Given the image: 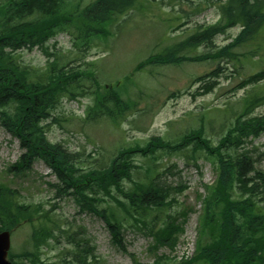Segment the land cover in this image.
Instances as JSON below:
<instances>
[{
    "label": "trees",
    "instance_id": "obj_1",
    "mask_svg": "<svg viewBox=\"0 0 264 264\" xmlns=\"http://www.w3.org/2000/svg\"><path fill=\"white\" fill-rule=\"evenodd\" d=\"M217 2L220 16L216 23L195 29L166 51L149 54L136 69L182 61L223 58L236 61L239 56H264V0ZM141 6L140 0H91L86 4L84 0L0 1V125L18 139L23 150L8 170L25 175L35 162L41 161L55 176L56 181L48 183L55 197H70L80 211L100 218L111 243L121 251L127 252L123 234L128 225L149 237L154 260L141 263L130 254L131 264H264V172L255 166L252 151L245 147L249 139L264 133V115L253 114L264 103V93L250 92L243 96L239 112L232 105L227 107L233 121L216 143L205 135L201 124L182 134L178 141L154 135L143 144L137 141L122 146L107 160L95 159L94 164L83 167L85 160L81 152L71 151L47 136L51 124L60 122L56 113L60 99L84 94L83 76L91 77L95 87L93 92L85 93L92 98L84 112L83 120L87 123L107 120L118 124L128 111L134 110L137 102L126 94L128 89L121 84L101 86L93 72L70 66L63 55L47 53L54 57L39 70L23 65L16 52L34 47L46 52V42L63 32L75 40V46L90 49L97 45L95 38L105 40L111 34L108 26L115 17L139 10ZM237 25L240 31L225 45L197 56H176L183 49L212 43L216 35ZM244 45L250 46L249 50L237 53L236 49ZM212 74L211 71L206 75ZM204 78L205 75L195 81ZM263 79L264 67L241 84ZM158 151L179 153L198 168L199 155L203 154L216 172L214 181L205 184L204 192L198 195L201 207L191 255L157 253L164 246L174 252L189 212L188 208L171 210L177 202L172 194L175 188L157 176L154 160L159 156ZM137 153L150 156L152 161L136 164ZM136 168L143 169V176L134 179ZM126 180L129 187L123 184ZM178 189L183 190L184 185ZM106 197L115 202L114 207L100 205L107 202ZM25 222L32 226L28 246L19 253L9 251L13 264H18L14 258L45 264L40 258L43 246L49 245L50 240L59 243L60 239L69 245L65 249L70 257L67 264L96 263L91 238L70 227L63 228L41 203L21 201L16 191L0 184V231L12 232Z\"/></svg>",
    "mask_w": 264,
    "mask_h": 264
},
{
    "label": "rangeland",
    "instance_id": "obj_2",
    "mask_svg": "<svg viewBox=\"0 0 264 264\" xmlns=\"http://www.w3.org/2000/svg\"><path fill=\"white\" fill-rule=\"evenodd\" d=\"M89 1L84 0V3ZM217 1L140 0L142 6L139 10L133 9L115 17L108 26L111 34L105 40L95 38L97 45L90 49L75 46V40L63 32L46 42V52L38 47L18 50L16 55L23 65L39 70L44 69L54 57L47 53L63 55L70 66L93 72L101 86L107 84L116 87L121 84L128 89L126 94L137 102L134 110L128 111L118 124L107 120L87 123L83 117L92 98L91 94L85 93L93 92L95 87L91 77L83 76L84 94L60 99L56 111L60 122L51 124L47 132L49 140L63 143L71 151L81 152L85 160L83 167L94 164L95 159L107 160L122 146L137 141L143 144L154 135L178 141L182 134L201 124L205 135L216 143L233 121L231 112L226 111L227 107L232 105L239 112L243 96L250 92L264 93V79L245 86L241 84L247 76L264 67V56H239L236 61L223 58L145 65L140 70L136 66L149 54L166 51L168 46L185 39L195 29L216 23L220 16L215 6ZM240 29L238 25L231 27L225 33L216 35L212 43L183 49L176 56H197L225 45ZM249 48L244 45L236 52L241 54ZM211 71L214 74L207 76ZM204 75V79L195 81ZM205 84L206 89L203 88ZM253 114L264 115V103L257 106ZM245 147L252 151L255 166L264 172V133L249 139ZM22 152L18 139L0 125V184L16 191L21 201L41 203L45 210H51L63 228L70 227L73 231L81 232L82 236L91 238L97 256L95 264H131L130 254H134L141 263L154 260V252L149 248L151 239L131 224L124 230L127 249L124 252L111 243L110 234L100 218L88 211H80L70 197H55L53 188L48 185L56 181L55 176L41 161L35 162L32 170L25 175L9 171L8 167L16 162ZM157 154L159 156L154 163L158 178L175 188L172 194L177 202L171 210L189 209L174 252L164 246L159 247L157 253L176 257L191 255L195 250L197 218L201 207L198 195L204 192L205 184L214 181L216 172L210 159L203 154L199 155L197 161L199 168L179 153L158 151ZM151 161L150 156L139 153L134 156V162L138 165ZM140 176H143V169L136 168L133 178ZM123 184L130 186L127 180ZM179 185H184V189L179 191ZM106 199L107 202L100 205L115 206L113 200ZM31 231L32 226L27 222L15 228L11 232L10 251L19 253L28 246ZM66 248L69 249V245L62 239L59 243L50 240L49 245L43 246L40 258L45 264H67L70 257L66 256ZM14 260L18 264H31L21 258Z\"/></svg>",
    "mask_w": 264,
    "mask_h": 264
},
{
    "label": "water",
    "instance_id": "obj_3",
    "mask_svg": "<svg viewBox=\"0 0 264 264\" xmlns=\"http://www.w3.org/2000/svg\"><path fill=\"white\" fill-rule=\"evenodd\" d=\"M10 248V232L5 230L0 232V264H12L7 258Z\"/></svg>",
    "mask_w": 264,
    "mask_h": 264
},
{
    "label": "bare ground",
    "instance_id": "obj_4",
    "mask_svg": "<svg viewBox=\"0 0 264 264\" xmlns=\"http://www.w3.org/2000/svg\"><path fill=\"white\" fill-rule=\"evenodd\" d=\"M35 82V81H34Z\"/></svg>",
    "mask_w": 264,
    "mask_h": 264
}]
</instances>
